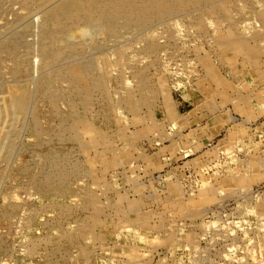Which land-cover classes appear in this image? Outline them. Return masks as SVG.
Instances as JSON below:
<instances>
[{
	"label": "rangeland",
	"instance_id": "374dc122",
	"mask_svg": "<svg viewBox=\"0 0 264 264\" xmlns=\"http://www.w3.org/2000/svg\"><path fill=\"white\" fill-rule=\"evenodd\" d=\"M93 1L0 0V264H264V0Z\"/></svg>",
	"mask_w": 264,
	"mask_h": 264
},
{
	"label": "bare ground",
	"instance_id": "6f19581e",
	"mask_svg": "<svg viewBox=\"0 0 264 264\" xmlns=\"http://www.w3.org/2000/svg\"><path fill=\"white\" fill-rule=\"evenodd\" d=\"M181 1H183V4L182 5H184V7L185 6H188V5H191V4H193V0H176V2L177 3H180ZM240 1V0H239ZM94 2V4L95 5H93L94 6V8L97 10V11H100V12H98V13H100V14H105L106 15V12H103V11H106V10H108V9H110V10H112L113 12H121V11H127L126 12V15H127V18L126 19H128L129 21H133L134 19L132 18L133 17V14H134V12H153V11H155V10H157L158 8H159V6L160 5H162V1L161 0H94L93 1ZM175 2V3H176ZM164 3V2H163ZM176 3V4H177ZM233 4V3H232ZM93 6H91V7H93ZM36 8V7H35ZM75 8V10L77 11V12H80V10H82L79 6H75L74 7ZM202 8V7H201ZM27 9H30L29 7H27L26 8V10ZM34 9V8H33ZM25 10V9H24ZM35 10V9H34ZM108 12V11H107ZM26 13V12H25ZM84 13H86V12H84ZM98 13H97V15H98ZM90 14H92V13H90ZM117 14V13H116ZM120 14V13H119ZM264 14V13H263ZM83 15V14H82ZM86 15V14H85ZM172 15V14H171ZM88 16V15H87ZM86 16V17H87ZM96 16V15H95ZM109 16V15H108ZM117 16V15H116ZM124 16V15H123ZM85 17V16H84ZM98 17V16H97ZM105 17V16H104ZM107 17V16H106ZM110 17V16H109ZM126 17V16H125ZM82 18V17H81ZM89 18V17H88ZM100 18V17H99ZM26 19V18H25ZM83 19V18H82ZM132 19V20H131ZM49 20V19H48ZM80 20V19H79ZM95 20V19H94ZM167 20V19H166ZM78 21V20H77ZM86 22V21H85ZM91 22V21H90ZM97 22V21H96ZM121 22V21H120ZM145 22V21H144ZM20 23V22H19ZM42 23H43V21H42ZM87 23V22H86ZM93 23V22H92ZM141 23H143V21L141 22ZM141 23H137V24H141ZM126 24V23H125ZM41 25V24H40ZM40 25H39V27H40ZM68 24L66 23V25L65 26H67ZM79 25V24H78ZM88 25V24H87ZM90 25V24H89ZM88 25V26H89ZM93 25V24H92ZM123 25V24H122ZM119 26H121V25H119ZM127 26V25H126ZM143 26V25H142ZM91 27V26H90ZM129 27V26H128ZM49 28V27H48ZM47 28V29H48ZM83 28H86V27H84L83 26ZM112 28V27H111ZM123 28V27H122ZM42 30H43V28H41ZM67 29H68V27H67ZM110 29V28H109ZM108 29V30H109ZM46 30V29H45ZM80 30H81V28H80ZM106 30V29H105ZM112 29H110V31H111ZM44 31V30H43ZM58 31V30H57ZM56 31V32H57ZM60 31V30H59ZM63 31V30H62ZM145 31V30H144ZM65 32H67V31H64V33ZM91 32V31H90ZM108 32V31H107ZM125 32V31H124ZM182 32V31H181ZM61 33V32H60ZM63 33V32H62ZM48 34H50V33H48ZM57 34V33H56ZM90 34V33H89ZM121 34V33H120ZM38 35V34H37ZM41 35V34H40ZM39 35V36H40ZM58 35H59V33H58ZM80 35V37H81V34H79ZM108 35V34H107ZM60 36V35H59ZM58 36V37H59ZM88 36V35H87ZM95 36V35H94ZM127 35H125L124 36V38L126 37ZM57 37V38H58ZM62 37V36H61ZM123 37V36H122ZM133 37V36H132ZM142 37V36H141ZM45 38V37H44ZM53 38V37H52ZM92 38V37H91ZM84 39V38H83ZM38 40H40V39H38ZM46 40V39H45ZM61 40V39H60ZM78 40V39H77ZM127 40V39H126ZM139 40V39H138ZM63 41H65V40H63ZM123 41H125V40H123ZM38 42V41H37ZM56 42V41H55ZM60 42V41H59ZM74 43H75V41H74ZM125 43V42H124ZM44 44V43H43ZM60 44V43H59ZM66 44V43H65ZM84 44V43H83ZM96 44V43H95ZM45 45V44H44ZM55 45V44H54ZM50 46H52V45H50ZM65 46V45H64ZM33 47V46H32ZM35 48V47H34ZM47 48V47H46ZM43 49H44V47H43ZM37 50V49H36ZM29 51H30V49H29ZM34 52V51H33ZM21 53V52H20ZM82 53V52H81ZM84 53V52H83ZM27 54V53H26ZM30 54V53H29ZM32 54V53H31ZM48 54V53H47ZM56 54V53H55ZM18 55H19V53H18ZM17 57V56H16ZM19 57H21V56H19ZM55 57H56V55L54 56L53 55V57L51 58V60H48L50 63L55 59ZM35 58V57H34ZM63 62V61H62ZM59 63H61V62H58V65H59ZM57 65V64H56ZM135 68V67H134ZM17 70V69H16ZM16 70H14L15 72H16ZM35 70V69H34ZM15 72H13V73H15ZM15 74H17V73H15ZM12 78V77H11ZM13 79V78H12ZM3 82V81H2ZM5 82V81H4ZM11 96V95H10ZM16 101H18L17 103L19 104V108L21 107V108H24V105H25V102H26V99H27V94H20L19 96H17L16 97ZM10 100V99H9ZM12 101V100H11ZM57 104V103H56ZM16 105V104H15ZM57 106V105H56ZM70 106V105H69ZM55 107V106H54ZM58 108V107H57ZM71 109V108H70ZM6 131V130H5ZM3 149V148H2ZM207 260V259H206Z\"/></svg>",
	"mask_w": 264,
	"mask_h": 264
}]
</instances>
